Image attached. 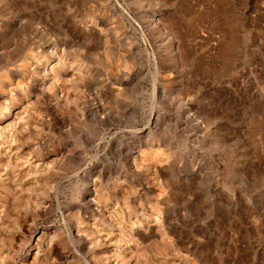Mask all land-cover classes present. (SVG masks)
Returning a JSON list of instances; mask_svg holds the SVG:
<instances>
[{"label": "bare ground", "instance_id": "1", "mask_svg": "<svg viewBox=\"0 0 264 264\" xmlns=\"http://www.w3.org/2000/svg\"><path fill=\"white\" fill-rule=\"evenodd\" d=\"M2 10L0 264H230L206 252L210 222L202 216L177 226L156 200L131 205L138 193H166L169 184L167 156L149 136L151 120L147 138L125 151L123 164L89 156L105 140L95 141V130L114 120L109 109L120 102L127 74L106 20L55 16L51 33L34 17ZM158 13L148 23L162 29Z\"/></svg>", "mask_w": 264, "mask_h": 264}, {"label": "rangeland", "instance_id": "2", "mask_svg": "<svg viewBox=\"0 0 264 264\" xmlns=\"http://www.w3.org/2000/svg\"><path fill=\"white\" fill-rule=\"evenodd\" d=\"M87 1L0 0V16L4 8L11 18L25 13L49 32L55 16L106 20L128 75L109 109L114 120L96 127L95 141L105 140L89 156L123 164L151 120L170 185L138 193L131 205L156 200L177 226L200 215L210 222L202 244L211 258L264 264V0ZM156 12L166 33L148 23Z\"/></svg>", "mask_w": 264, "mask_h": 264}]
</instances>
